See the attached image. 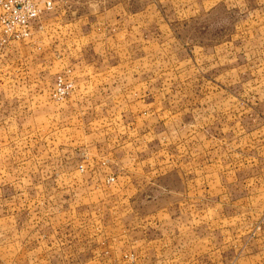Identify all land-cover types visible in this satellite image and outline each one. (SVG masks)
Segmentation results:
<instances>
[{
    "label": "rangeland",
    "instance_id": "rangeland-1",
    "mask_svg": "<svg viewBox=\"0 0 264 264\" xmlns=\"http://www.w3.org/2000/svg\"><path fill=\"white\" fill-rule=\"evenodd\" d=\"M54 1L28 38L0 32V264H157L130 244L154 231L141 230L137 214L122 226L113 176H82L86 164L107 162L92 143L120 142L124 125H135L129 111L139 93L160 94L166 125L195 129L193 157L203 156L205 133L214 164L230 174L232 160L243 159V176L258 175L264 192V0ZM82 32L98 34L82 40L84 49ZM105 77L130 78L131 101L108 96L121 85L77 94L80 81ZM59 78L64 94H56ZM155 145L138 149L153 157ZM161 148L171 157L170 144ZM259 224L264 217L248 241ZM227 250L211 264H245L241 250Z\"/></svg>",
    "mask_w": 264,
    "mask_h": 264
},
{
    "label": "crops",
    "instance_id": "crops-1",
    "mask_svg": "<svg viewBox=\"0 0 264 264\" xmlns=\"http://www.w3.org/2000/svg\"><path fill=\"white\" fill-rule=\"evenodd\" d=\"M86 33L89 34L82 32L78 36L82 49V40L88 42L98 35ZM122 68L124 72L125 65ZM112 69L110 66L104 70ZM88 79L79 83L81 90L77 94L82 99L91 98L95 93L108 94L106 91H98V87L112 90L119 85L124 88L123 92L110 91L108 96H120L124 102L132 99L129 93L132 82L130 78L120 81L109 77ZM88 85L94 86L96 92L88 95L87 90H82V87ZM149 95H135L138 97V108L129 111L136 119L135 125L131 126L133 122L124 125L126 137L105 147L97 148L94 143L91 144V149L98 155L106 156L107 162L101 164V159L100 162L96 160L93 164H86L83 170L86 173L82 175L84 180L108 182V177H115L113 207L116 213L122 212L125 217L122 226H130L131 221L128 222L127 217L137 214L142 217L141 230L154 231L153 236L146 232L139 240L130 243L133 245L136 242V245L143 248L141 255L146 261L157 264L223 263L226 259L223 253L226 255L227 249L233 247L235 253L241 250L240 262L264 263V225L262 228L258 225L257 231L261 229L249 241L244 236L249 233L251 225L253 229L264 217V192L262 186L257 184L259 176H243V159L232 160L234 169L230 170V174L221 171L223 165L214 164L217 159L211 157L210 139L207 140L205 133L203 156L193 157L192 134L195 129L182 131L175 123L166 125L168 121L164 118V99L154 92L150 100H147ZM172 117L173 114L168 117L169 120ZM164 134L170 141L164 139ZM150 140L156 141L154 156L144 157L141 149H138L139 144ZM164 141L171 145V157L163 155L161 147ZM205 142H208L207 149ZM212 165L218 167L214 173ZM102 170L106 173L99 172ZM250 219H253L252 223L248 222Z\"/></svg>",
    "mask_w": 264,
    "mask_h": 264
},
{
    "label": "built area",
    "instance_id": "built-area-1",
    "mask_svg": "<svg viewBox=\"0 0 264 264\" xmlns=\"http://www.w3.org/2000/svg\"><path fill=\"white\" fill-rule=\"evenodd\" d=\"M54 0H3L0 4V32L6 38L21 40L30 36L32 24L53 8ZM59 78L56 94H64ZM113 177L109 180L113 181Z\"/></svg>",
    "mask_w": 264,
    "mask_h": 264
}]
</instances>
